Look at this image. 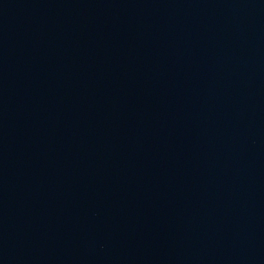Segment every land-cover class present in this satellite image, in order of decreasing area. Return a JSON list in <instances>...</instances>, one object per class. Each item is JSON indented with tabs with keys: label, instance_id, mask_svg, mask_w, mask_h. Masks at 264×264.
<instances>
[{
	"label": "water",
	"instance_id": "obj_1",
	"mask_svg": "<svg viewBox=\"0 0 264 264\" xmlns=\"http://www.w3.org/2000/svg\"><path fill=\"white\" fill-rule=\"evenodd\" d=\"M0 264H264V0H0Z\"/></svg>",
	"mask_w": 264,
	"mask_h": 264
}]
</instances>
